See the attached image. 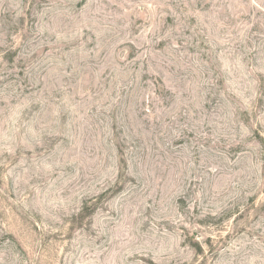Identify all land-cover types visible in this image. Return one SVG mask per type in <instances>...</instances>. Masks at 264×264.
I'll return each mask as SVG.
<instances>
[{
	"label": "rangeland",
	"instance_id": "374dc122",
	"mask_svg": "<svg viewBox=\"0 0 264 264\" xmlns=\"http://www.w3.org/2000/svg\"><path fill=\"white\" fill-rule=\"evenodd\" d=\"M0 264H264V0H0Z\"/></svg>",
	"mask_w": 264,
	"mask_h": 264
}]
</instances>
